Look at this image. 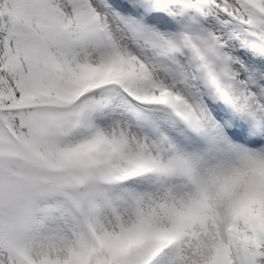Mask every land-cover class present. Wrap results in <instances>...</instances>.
<instances>
[{"label":"snow or ice","instance_id":"6c2138e0","mask_svg":"<svg viewBox=\"0 0 264 264\" xmlns=\"http://www.w3.org/2000/svg\"><path fill=\"white\" fill-rule=\"evenodd\" d=\"M0 264H264V0H0Z\"/></svg>","mask_w":264,"mask_h":264}]
</instances>
